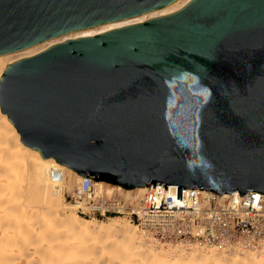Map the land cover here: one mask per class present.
Masks as SVG:
<instances>
[{
	"label": "water",
	"instance_id": "1",
	"mask_svg": "<svg viewBox=\"0 0 264 264\" xmlns=\"http://www.w3.org/2000/svg\"><path fill=\"white\" fill-rule=\"evenodd\" d=\"M176 0H0V54ZM22 142L130 190L264 193V0H193L10 65Z\"/></svg>",
	"mask_w": 264,
	"mask_h": 264
},
{
	"label": "bare ground",
	"instance_id": "2",
	"mask_svg": "<svg viewBox=\"0 0 264 264\" xmlns=\"http://www.w3.org/2000/svg\"><path fill=\"white\" fill-rule=\"evenodd\" d=\"M191 1L176 0L122 20L0 54V78L13 63L52 45L166 16ZM91 180L100 191H107L103 197L106 199L125 189L82 176L57 159L45 158L35 148L26 146L0 106V264H264V239H177L179 231L163 218L155 222L158 214L152 211L148 213L154 225L146 227L128 216L101 219L98 214L93 215L89 203L69 200L70 193L78 192L83 183ZM63 184L68 188L60 196ZM146 190L147 187L126 189L130 201L136 203L134 210L147 198ZM124 212L129 214L130 210ZM191 226L198 233L204 230Z\"/></svg>",
	"mask_w": 264,
	"mask_h": 264
},
{
	"label": "built area",
	"instance_id": "3",
	"mask_svg": "<svg viewBox=\"0 0 264 264\" xmlns=\"http://www.w3.org/2000/svg\"><path fill=\"white\" fill-rule=\"evenodd\" d=\"M95 184L93 180L83 183L81 190L69 194V200L89 203L93 215L98 214L101 219L128 216L134 223L146 227L154 225L148 213L152 211L158 214L155 222L163 218L175 231H179L177 239L194 237L199 240L206 236L210 241H219L221 236L234 239L243 236L251 241L264 239V193L249 191L243 195L240 192L217 194L203 189L166 192V187L157 184L147 187L144 193L147 198L142 199L138 210H134L136 203L130 201L126 189L115 191L113 196L106 199L103 197H106L107 191H100ZM127 210H130L129 214L124 212ZM192 224L204 228L203 232L193 231ZM170 236L176 238V234L171 233Z\"/></svg>",
	"mask_w": 264,
	"mask_h": 264
},
{
	"label": "rangeland",
	"instance_id": "4",
	"mask_svg": "<svg viewBox=\"0 0 264 264\" xmlns=\"http://www.w3.org/2000/svg\"><path fill=\"white\" fill-rule=\"evenodd\" d=\"M59 170L61 169V168H58ZM68 188V186L65 184H63L62 185V187H61V189H60V196H61V194L66 190ZM62 198V197H61ZM116 219H118V218H116ZM122 219V218H121ZM112 220H114V219H112ZM122 220H125V219H122ZM111 220H107L106 222H110ZM126 221V220H125ZM131 224V223H130Z\"/></svg>",
	"mask_w": 264,
	"mask_h": 264
}]
</instances>
